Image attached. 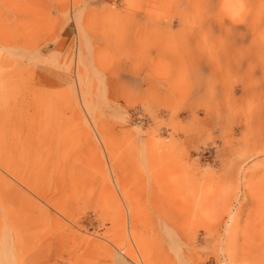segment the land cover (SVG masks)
<instances>
[{
	"label": "rangeland",
	"instance_id": "1",
	"mask_svg": "<svg viewBox=\"0 0 264 264\" xmlns=\"http://www.w3.org/2000/svg\"><path fill=\"white\" fill-rule=\"evenodd\" d=\"M0 0V264H264V0Z\"/></svg>",
	"mask_w": 264,
	"mask_h": 264
},
{
	"label": "clouds",
	"instance_id": "2",
	"mask_svg": "<svg viewBox=\"0 0 264 264\" xmlns=\"http://www.w3.org/2000/svg\"><path fill=\"white\" fill-rule=\"evenodd\" d=\"M239 2H240V6H241V14H243V12H244L243 0H239Z\"/></svg>",
	"mask_w": 264,
	"mask_h": 264
}]
</instances>
